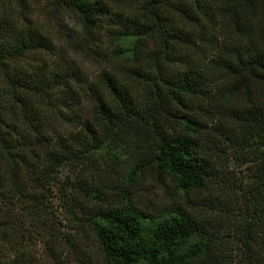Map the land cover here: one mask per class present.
Here are the masks:
<instances>
[{"label": "trees", "instance_id": "1", "mask_svg": "<svg viewBox=\"0 0 264 264\" xmlns=\"http://www.w3.org/2000/svg\"><path fill=\"white\" fill-rule=\"evenodd\" d=\"M225 153L252 165L228 264H264V0H0V264H226L184 202L132 200L203 188Z\"/></svg>", "mask_w": 264, "mask_h": 264}, {"label": "rangeland", "instance_id": "2", "mask_svg": "<svg viewBox=\"0 0 264 264\" xmlns=\"http://www.w3.org/2000/svg\"><path fill=\"white\" fill-rule=\"evenodd\" d=\"M38 17L54 35L58 34L64 39L72 38L75 42L82 37L80 27L72 15L53 18L46 13ZM103 34L102 30L97 33V40H102ZM94 49L89 55L82 53L79 55V60L89 75L94 74L105 64L110 51L108 44L106 47L99 41ZM220 156L218 174L221 177L208 181L203 188L188 191L180 196L174 192L170 183L165 182L164 186L147 178L141 181L132 200L139 207L150 210L167 209L169 206L184 202L190 213L203 217L209 230L215 232L217 249L221 250L222 259H227L223 262L228 264V261L238 256L237 243L230 228L232 224L241 223L244 217L246 211L244 198L250 183L252 165L249 162H240L236 155L234 157L225 153L224 156ZM63 173L65 174L66 170L61 171V174Z\"/></svg>", "mask_w": 264, "mask_h": 264}]
</instances>
